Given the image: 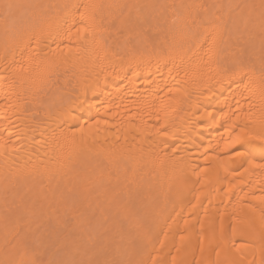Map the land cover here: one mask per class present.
Returning <instances> with one entry per match:
<instances>
[{"label":"bare ground","instance_id":"obj_1","mask_svg":"<svg viewBox=\"0 0 264 264\" xmlns=\"http://www.w3.org/2000/svg\"><path fill=\"white\" fill-rule=\"evenodd\" d=\"M53 226L57 264H264V0H0V264Z\"/></svg>","mask_w":264,"mask_h":264},{"label":"rangeland","instance_id":"obj_2","mask_svg":"<svg viewBox=\"0 0 264 264\" xmlns=\"http://www.w3.org/2000/svg\"><path fill=\"white\" fill-rule=\"evenodd\" d=\"M69 217H71V216H68V218ZM70 220H69V222H67V225H66V227L68 228L69 227V225L70 224H72L73 223V221H71L72 219L71 218H69ZM69 223V224H68ZM52 225H54V224H52ZM51 226V225H50ZM54 227V226H53ZM53 227H50V228H53ZM62 228L61 229V231H58V230H60V228L58 229V228H56V226L53 228V229H50V230H52L53 232H55L56 231V233L57 234H55V237L53 238L52 236L53 235H51L50 236V234H53V232L52 231H50V232H52V233H50L49 234V237L51 238V240H50V238H49V241H50V244H49V246L47 247V251L45 252V250H44V252L46 253V259H47V261L49 260V258L51 257V260H52V262H51V264H57V260L58 261H62L63 260V257H64V254H65V252H66V250L64 251L63 250V248H61V247H59V246H61V245H59L60 243V241H57L56 239H58V240H60L61 238L60 237H64L65 235H68V232L70 231L69 229H67V228ZM58 229V230H56V229ZM67 229V230H66ZM58 231V232H57ZM67 231V232H66ZM62 232V233H61ZM60 233V234H59ZM70 235L69 236H65L64 238H66V237H68V238H70L71 237V233H69ZM62 235V236H61ZM57 236H59V237H57ZM63 238V239H64ZM53 239H55L56 241H54L53 242ZM56 243H58V244H56ZM59 245V246H58ZM56 249V250H55ZM109 248H107V250L105 249V248H103V250H101L102 252H99L98 254H96V252L97 251H95V254L93 255V256H91V257H93V258H95V260H96V256H98V258H97V260L96 261H94V262H92L93 261V259L90 257V258H88L90 255L89 254H87L86 256H88V257H86V259H84L83 260V263L82 264H86L85 262H87L88 264H89V262L91 261V263L92 264H97V262L99 261V259H100V257H101V259L102 258H104L105 256H106V258H107V256H109V255H111L112 254V251H111V248L108 250ZM57 251H58V253H57ZM100 251V250H99ZM105 251H107V252H105ZM62 252V253H61ZM50 256H49V255ZM54 254V255H53ZM62 254V255H61ZM48 255V256H47ZM105 255V256H104ZM55 256V257H54ZM104 256V257H103ZM47 257H49V258H47ZM57 257V258H56ZM45 258L43 259V261L45 262ZM91 259V260H90ZM60 263V262H59ZM61 264H62V262H61Z\"/></svg>","mask_w":264,"mask_h":264},{"label":"snow or ice","instance_id":"obj_3","mask_svg":"<svg viewBox=\"0 0 264 264\" xmlns=\"http://www.w3.org/2000/svg\"><path fill=\"white\" fill-rule=\"evenodd\" d=\"M9 7H11V6H9ZM209 51H211V49Z\"/></svg>","mask_w":264,"mask_h":264}]
</instances>
